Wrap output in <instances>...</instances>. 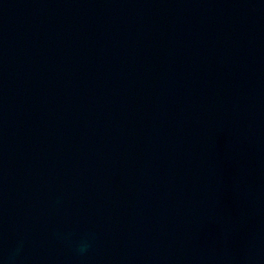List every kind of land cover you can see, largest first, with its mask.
I'll return each mask as SVG.
<instances>
[{
  "label": "water",
  "instance_id": "95a60500",
  "mask_svg": "<svg viewBox=\"0 0 264 264\" xmlns=\"http://www.w3.org/2000/svg\"><path fill=\"white\" fill-rule=\"evenodd\" d=\"M0 264H264V0H0Z\"/></svg>",
  "mask_w": 264,
  "mask_h": 264
}]
</instances>
